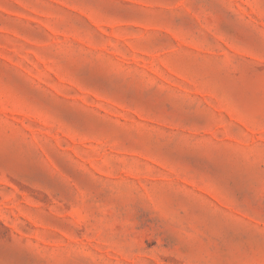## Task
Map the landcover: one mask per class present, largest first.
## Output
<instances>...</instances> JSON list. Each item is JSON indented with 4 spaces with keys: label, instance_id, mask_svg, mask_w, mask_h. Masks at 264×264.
Listing matches in <instances>:
<instances>
[{
    "label": "rangeland",
    "instance_id": "1",
    "mask_svg": "<svg viewBox=\"0 0 264 264\" xmlns=\"http://www.w3.org/2000/svg\"><path fill=\"white\" fill-rule=\"evenodd\" d=\"M0 264H264V0H0Z\"/></svg>",
    "mask_w": 264,
    "mask_h": 264
}]
</instances>
